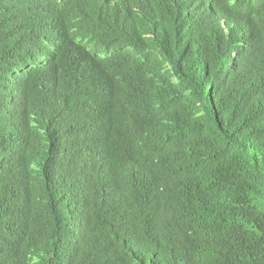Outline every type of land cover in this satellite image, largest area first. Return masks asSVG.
<instances>
[{
  "label": "trees",
  "instance_id": "trees-1",
  "mask_svg": "<svg viewBox=\"0 0 264 264\" xmlns=\"http://www.w3.org/2000/svg\"><path fill=\"white\" fill-rule=\"evenodd\" d=\"M0 264H264V0H0Z\"/></svg>",
  "mask_w": 264,
  "mask_h": 264
}]
</instances>
